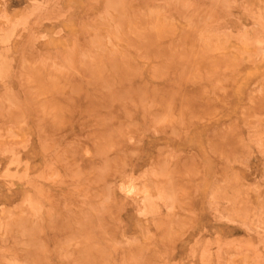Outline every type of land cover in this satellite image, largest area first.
Returning a JSON list of instances; mask_svg holds the SVG:
<instances>
[{
	"label": "rangeland",
	"instance_id": "1",
	"mask_svg": "<svg viewBox=\"0 0 264 264\" xmlns=\"http://www.w3.org/2000/svg\"><path fill=\"white\" fill-rule=\"evenodd\" d=\"M0 264H264V0H0Z\"/></svg>",
	"mask_w": 264,
	"mask_h": 264
},
{
	"label": "bare ground",
	"instance_id": "2",
	"mask_svg": "<svg viewBox=\"0 0 264 264\" xmlns=\"http://www.w3.org/2000/svg\"><path fill=\"white\" fill-rule=\"evenodd\" d=\"M2 68V67H1Z\"/></svg>",
	"mask_w": 264,
	"mask_h": 264
}]
</instances>
